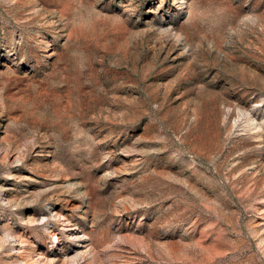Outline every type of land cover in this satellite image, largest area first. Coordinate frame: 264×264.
I'll use <instances>...</instances> for the list:
<instances>
[{
    "label": "rangeland",
    "instance_id": "obj_1",
    "mask_svg": "<svg viewBox=\"0 0 264 264\" xmlns=\"http://www.w3.org/2000/svg\"><path fill=\"white\" fill-rule=\"evenodd\" d=\"M0 264H264V0H0Z\"/></svg>",
    "mask_w": 264,
    "mask_h": 264
}]
</instances>
